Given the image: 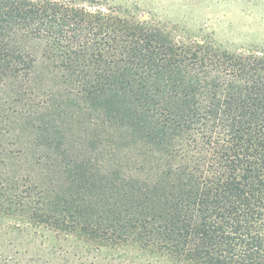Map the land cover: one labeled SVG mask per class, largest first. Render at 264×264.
<instances>
[{
    "label": "trees",
    "instance_id": "trees-1",
    "mask_svg": "<svg viewBox=\"0 0 264 264\" xmlns=\"http://www.w3.org/2000/svg\"><path fill=\"white\" fill-rule=\"evenodd\" d=\"M91 126L104 173L64 146ZM0 214L146 264H264V53L98 2L0 0Z\"/></svg>",
    "mask_w": 264,
    "mask_h": 264
},
{
    "label": "rangeland",
    "instance_id": "rangeland-1",
    "mask_svg": "<svg viewBox=\"0 0 264 264\" xmlns=\"http://www.w3.org/2000/svg\"><path fill=\"white\" fill-rule=\"evenodd\" d=\"M84 1L98 2L120 16L157 25L174 39L207 41L219 52L229 54L264 53V0ZM89 113L90 119L96 117L97 112ZM94 128L91 126L88 137L77 128L64 146L78 160L90 158L91 164L104 173L112 163L104 161L109 157L102 155L110 138L98 132L102 129ZM12 167L21 172L38 171L21 159H13ZM149 258L151 255L136 250L90 248L75 236L64 238L36 229L23 219L0 214V264H146Z\"/></svg>",
    "mask_w": 264,
    "mask_h": 264
}]
</instances>
